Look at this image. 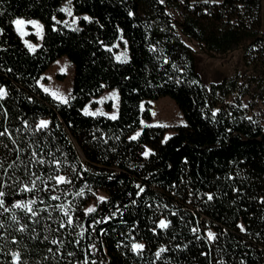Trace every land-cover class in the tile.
Listing matches in <instances>:
<instances>
[{"label": "trees", "instance_id": "trees-1", "mask_svg": "<svg viewBox=\"0 0 264 264\" xmlns=\"http://www.w3.org/2000/svg\"><path fill=\"white\" fill-rule=\"evenodd\" d=\"M65 1L0 0V264H264L263 0H71L76 28ZM16 20L41 23L35 51ZM183 38L215 55L241 50L250 71L206 84ZM61 57L74 67L67 104L39 85ZM107 90L118 93L117 118L86 115ZM164 97L185 124L167 139L162 126L132 139ZM98 191L106 198L86 213Z\"/></svg>", "mask_w": 264, "mask_h": 264}, {"label": "rangeland", "instance_id": "rangeland-1", "mask_svg": "<svg viewBox=\"0 0 264 264\" xmlns=\"http://www.w3.org/2000/svg\"><path fill=\"white\" fill-rule=\"evenodd\" d=\"M203 1L205 2V0ZM221 1L222 0H207L205 3H219ZM62 9H68L71 12V15H69L68 11H64L66 14L65 24L71 28H76L78 25V19L73 16L71 2L69 3V0L65 1L62 5ZM261 10L262 25L260 30L264 32V0L262 1ZM170 14L175 20L179 21V17L175 13L170 12ZM20 21H23L20 25H17L14 22L15 31L25 46L30 51H35L41 45L43 37L42 25L36 20ZM183 40L195 51L198 71L206 84L219 82L223 78L230 76L235 70L239 71L241 74H246L250 71V69L244 64V54L241 50H235L225 55H215L209 53L194 41H189L186 38H183ZM29 45L32 47L30 48ZM116 57L119 61H126L128 59L127 48L123 45H116ZM73 77V65L66 57H61L50 65L48 70L41 77L39 85L43 90L48 89V93L56 100L61 102V100L53 96L52 93H57L61 96L67 97L68 101H70L72 97ZM95 101L97 103V107L93 108L88 105L84 109V113L87 110L89 112L97 113L96 115H105L108 117L113 115L117 116L119 96L116 90L105 91ZM107 104H110L111 111H108ZM142 107L145 108L144 104ZM148 107L150 109L151 118L148 121L143 120L141 122V129L134 135L135 137H137V134H140L142 129L147 126H162L167 129V133L165 135V138L167 139L174 134L176 127L185 124L181 111L169 97L150 101ZM145 152L149 155L151 151L146 148ZM101 197L105 199V193L101 191L96 192L95 198L88 205L86 210L88 208L95 209L97 204L101 202ZM209 232L213 233L212 231H207V237Z\"/></svg>", "mask_w": 264, "mask_h": 264}, {"label": "snow or ice", "instance_id": "snow-or-ice-1", "mask_svg": "<svg viewBox=\"0 0 264 264\" xmlns=\"http://www.w3.org/2000/svg\"><path fill=\"white\" fill-rule=\"evenodd\" d=\"M70 2H71V0H69V3ZM205 2H207V0H205ZM61 10L62 11H68V14L71 15V12L68 9H61ZM84 19L87 20L88 17H84ZM15 23L17 25H20V24L23 23V21L17 20V21H15ZM29 47L31 48L32 46L29 45ZM44 91L45 92H48L49 90L48 89H44ZM52 95L55 96L57 99H60L62 103H65V104L68 103V98L67 97L61 96V95H59L57 93H52ZM5 96H7V92L3 88H0V99H3ZM85 114L86 115H96L97 113L89 112V111L86 110L85 111ZM110 118L114 120L117 117L115 115H113ZM48 127H49V122L48 121H45V120H41L39 122V125L37 126V130L47 129ZM8 134L9 133H8L7 128H5L4 131H0V137H4V136H6ZM137 135H139V133ZM132 139H136V137L134 136V137H132ZM2 143L3 142L0 141V144H2ZM13 143L15 144V140H13ZM4 147H7V145H4ZM14 150L17 151V154H19V151H21L20 149H14ZM10 151H12V149H10ZM144 155L147 156L148 153L145 152ZM37 156H38V154L36 152H33L32 153L33 160H31L30 163H38V164L43 165L45 163V161L43 159H36ZM14 163L15 162H13L12 164H8L7 167L8 168H13L14 167ZM52 163H55V164L58 165L60 162L59 161H53ZM4 167H5L4 163L2 161H0V169H3ZM31 175L32 176H36V179H40V177L36 173H32ZM9 178L11 179V177H9ZM30 179H31V177H30ZM48 179L49 180L55 179L58 184L71 183L72 182L71 180H69L68 178H66L64 176H56V177L49 176ZM31 183H32V187L31 188L25 186V188L23 190H25V191H32L33 188H36V181L35 180H32ZM141 191H143V189H141ZM4 195H5V193L3 191H0V197H3ZM77 195H82V193H77ZM51 199L56 200V199H59V197L58 196H52ZM100 199H101V201H103L104 198L101 197ZM208 199L211 200L212 199V196L209 195L208 196ZM30 203L31 204H34L35 201L33 200ZM3 206H4V201L2 199H0V207H3ZM14 207H16V208H23V209L26 210V212L31 213L32 216H36L37 215V212L34 211V209L29 204H23V203L18 202V203H16L14 205ZM59 207L64 208L65 206L61 205ZM94 210H95L94 208H88L86 210V212L87 213H91ZM5 211H7V209H5ZM64 214H65V216H68V219L65 221V223L67 225H71L73 223V220H72L71 216L68 215V212L67 211H65ZM38 222L39 221H37V223ZM61 227H64V224H61ZM159 227H161V228H167L168 227V224L165 221H160ZM20 230L23 231L24 229L22 228ZM241 230L242 231L244 230L243 229V226H241ZM193 231H196V229H193ZM208 238L210 240L216 239L215 234L214 233H211V232L208 233ZM53 243H56V241H53ZM142 248H143V245H140V244H134L133 245V249H142ZM161 251H164V249H161ZM157 256H159V253H157ZM85 264H87V262H85ZM93 264H94V262H93Z\"/></svg>", "mask_w": 264, "mask_h": 264}, {"label": "water", "instance_id": "water-1", "mask_svg": "<svg viewBox=\"0 0 264 264\" xmlns=\"http://www.w3.org/2000/svg\"><path fill=\"white\" fill-rule=\"evenodd\" d=\"M263 140H264V135H263Z\"/></svg>", "mask_w": 264, "mask_h": 264}]
</instances>
